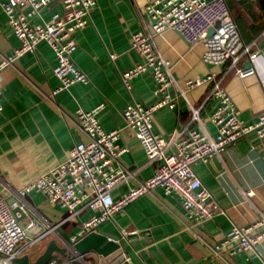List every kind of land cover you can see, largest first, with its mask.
<instances>
[{
	"label": "crops",
	"instance_id": "1",
	"mask_svg": "<svg viewBox=\"0 0 264 264\" xmlns=\"http://www.w3.org/2000/svg\"><path fill=\"white\" fill-rule=\"evenodd\" d=\"M96 1L90 24L76 33L78 46L74 52L75 62L89 76L88 83H75L55 94L61 85L54 73L57 58L46 41H41L34 52L23 54L1 73L0 193L7 203L18 199L17 191L24 185L66 161L77 142L88 139L78 125V109L98 108L101 126L106 131H121L118 143L127 151L121 156L119 166L133 176L111 192L115 200L140 181L151 178L160 164L149 162L123 115L132 98L147 106L156 102L152 75L145 73L134 78L132 95L121 80L122 72L141 61L132 49V37L146 29L147 16L143 9L152 0ZM227 3L245 45L253 52L264 49V0H227ZM63 11L62 2L54 0L34 22L45 23ZM153 42L171 63L172 75L185 91L183 95L180 89L174 88L172 94L178 95L177 106L155 112V133L168 135L197 127L191 121V107H195L215 137L217 128L210 121V115L216 109L217 100L210 94L214 81L219 80L240 110V119L246 125L258 123L264 113L263 58L257 60L256 74L240 77L236 68L249 66L246 56L237 67L231 60L222 65L206 63L202 58L203 43L191 47L173 29L154 36ZM20 44L0 7V61L13 54ZM208 75H214V81L186 89L187 81ZM193 168L212 191V201L220 207L214 217L197 223L184 210L178 196L168 195L162 187H157L102 223L98 231L120 237L127 264H264V239L254 250L234 256L224 253L219 258L212 250L226 239L235 225H247L264 212V149L257 132L248 133L221 153L195 163ZM27 201L51 233L19 256L29 252L40 255L52 239L59 246L69 248L71 236L93 213L88 209L71 217L67 209L52 205L37 191H32ZM31 241L28 239L25 245ZM77 257L68 250L65 254L55 253L51 261L68 259L81 263ZM85 259L87 264H100L96 253L88 254Z\"/></svg>",
	"mask_w": 264,
	"mask_h": 264
},
{
	"label": "built area",
	"instance_id": "2",
	"mask_svg": "<svg viewBox=\"0 0 264 264\" xmlns=\"http://www.w3.org/2000/svg\"><path fill=\"white\" fill-rule=\"evenodd\" d=\"M54 0H0L8 22L20 40V47L13 54L0 61V83L2 71L15 63L23 54L34 52L41 41H46L54 50L57 64L55 76L61 85L55 94L69 89L75 83H88V74L74 60L78 42L76 33L90 24L91 14L96 0H60L63 13H55L45 23H35L41 11ZM147 16L146 29L132 37V49L141 57V61L121 73V80L132 95V80L142 74L150 73L155 83L154 94L157 100L152 105L132 98L124 109L127 126L132 129L149 162H159L155 174L131 188L121 198L114 199L111 192L126 182L133 173L119 166L121 156L127 148L118 143L119 129L106 131L97 118L98 108L93 111L77 110V121L87 140L80 141L69 152L68 158L58 166L42 173L39 177L17 191L18 202L7 203L0 193V264H13V259L35 241L25 245L28 238L21 221L13 209L21 205L28 214L33 212L27 201L32 191L42 193L52 205H59L71 213V217L91 210L92 215L83 222L80 230L71 236L70 247L87 235L98 232V227L107 220L124 211L125 207L138 197L162 187L168 195L179 197L187 214L197 223H202L219 211L214 203L213 193L197 176L193 166L221 153L227 146L235 143L252 131H256L264 149V113L255 125H246L240 119V110L236 106L221 81H214V75H208L186 82V89L214 81L210 96L217 100V106L210 115V121L217 128L213 137L207 130L199 110L191 107V121L197 127L177 130L168 135L154 132L155 112L163 107L174 109L178 95L173 89L185 91L172 75L171 63L155 48L153 38L173 29L191 46L203 43L205 51L203 61L213 65H222L232 61L237 67L246 56L248 67H237L240 77L258 72L257 60L264 59V49L253 52L242 39L227 0H152L143 9ZM214 33L209 36V29ZM115 58L114 55H112ZM133 97V96H132ZM3 110L2 89L0 85V112ZM27 228L31 224L27 223ZM126 234V231H124ZM264 239V212L247 225H235L226 239L213 247V253L223 258L226 253L254 250ZM28 245V246H27ZM24 248V249H23ZM74 252V251H73ZM75 253V252H74ZM83 264V256L76 254ZM74 260L49 261L47 264H81Z\"/></svg>",
	"mask_w": 264,
	"mask_h": 264
},
{
	"label": "water",
	"instance_id": "3",
	"mask_svg": "<svg viewBox=\"0 0 264 264\" xmlns=\"http://www.w3.org/2000/svg\"><path fill=\"white\" fill-rule=\"evenodd\" d=\"M213 33L214 28H210L209 36ZM15 202H18L17 199H14L9 203L12 205ZM13 212L25 228L27 237L35 241L33 245L50 235V228L44 224L35 213L29 212L27 214L21 205L15 207ZM28 221L31 224V227L29 228L26 227ZM71 249L76 254L83 256V258L87 257L88 254H98L100 256V264H110L114 261H116V264L126 263V259L122 255L123 251L120 237L104 231L93 232L87 235L78 243L71 246ZM68 250V247H61L55 239H52L40 255H36L34 252H29L23 256L14 258L13 264H47L51 261L55 253L65 254Z\"/></svg>",
	"mask_w": 264,
	"mask_h": 264
}]
</instances>
